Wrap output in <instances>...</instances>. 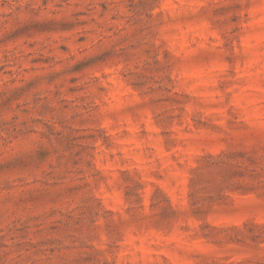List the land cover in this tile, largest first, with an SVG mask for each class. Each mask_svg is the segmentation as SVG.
<instances>
[{
    "label": "rangeland",
    "instance_id": "1",
    "mask_svg": "<svg viewBox=\"0 0 264 264\" xmlns=\"http://www.w3.org/2000/svg\"><path fill=\"white\" fill-rule=\"evenodd\" d=\"M0 264H264V0H0Z\"/></svg>",
    "mask_w": 264,
    "mask_h": 264
}]
</instances>
